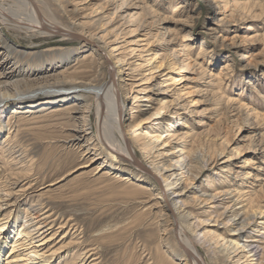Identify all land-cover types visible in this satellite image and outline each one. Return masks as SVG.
<instances>
[{
    "label": "rangeland",
    "instance_id": "obj_1",
    "mask_svg": "<svg viewBox=\"0 0 264 264\" xmlns=\"http://www.w3.org/2000/svg\"><path fill=\"white\" fill-rule=\"evenodd\" d=\"M4 1L6 6L12 3ZM38 4L61 25H79L93 34L106 28L102 33L106 32L107 40L130 66L132 84L141 85L135 90H146L139 101L124 102L125 106L132 103L129 122L139 134L133 142L138 159L143 164L160 159L167 141L170 145L164 148H183L192 156L191 187L198 191L196 195L206 197V193L210 198L219 191L221 194L209 199L207 212L184 197L187 205L181 211L193 214L189 219L195 227L194 237L202 240L198 251L206 264H236L226 246L232 239L231 247L247 238L259 239L256 230L264 228L259 217L241 236L231 235L234 220L226 226L233 213H240L238 221L247 216L250 198L264 210V0H38ZM108 12L114 23L106 19ZM92 46L86 39L30 35L0 25V52H8L26 75L22 86H34L36 76L28 73L42 70L55 91L23 99L9 96L6 101L10 109L2 116L1 139L10 135L8 140L21 149L24 160L15 167L5 149H0V184L9 189L15 181L17 190L27 189L6 209L18 217L6 249L12 246L30 204L41 200L53 213L56 227L65 225L53 249L68 259L89 252L100 264H184L173 217L156 195L155 179L119 156L97 173L104 158L91 162L92 155L85 154L75 140L78 123L73 104L95 102L93 95L79 96L78 90L108 81L105 55ZM175 50L181 52L178 60ZM152 57L153 62L148 63ZM164 58L162 70L151 79L153 65ZM169 76L175 79L167 80ZM182 76L187 77L183 82ZM157 81L164 82L163 90L154 89ZM58 90L71 97L45 104ZM148 95L155 100L143 101ZM16 102L25 105L16 109ZM29 102L36 103L34 108L26 107ZM139 107L146 108L135 111ZM142 120L146 123L139 127ZM89 123L96 136L95 106ZM171 123H175L171 130L192 128L194 133L187 139L171 136L164 132ZM157 135H162V140L150 143L148 136ZM220 151L224 155L212 162ZM198 154L209 160L203 169L193 160ZM228 158L233 166L224 179L219 177L225 173L222 166L230 163L221 161ZM244 159L248 165L243 164ZM111 168L112 173H106ZM239 171L244 173L242 177L237 176ZM232 186L236 193L224 195ZM238 253L247 254L243 248Z\"/></svg>",
    "mask_w": 264,
    "mask_h": 264
},
{
    "label": "bare ground",
    "instance_id": "obj_2",
    "mask_svg": "<svg viewBox=\"0 0 264 264\" xmlns=\"http://www.w3.org/2000/svg\"><path fill=\"white\" fill-rule=\"evenodd\" d=\"M3 1L4 0H0V25H7L12 29L23 31L26 34L30 35H58L64 40L69 39L71 33H75L76 35H78L77 39H86L90 41L95 48L99 49L100 52L105 55V59L108 63V81L100 86L85 85L81 87L82 89L78 90L80 91V93L78 94L79 96L88 97V94L93 95L95 102L92 104H84L83 100H78L79 102H75V104H73L74 107L72 108L75 112V121L76 123H78L74 137L75 140L78 141V144H80V148L82 147L84 149V153L92 155L90 158L91 162L96 161L100 156L104 158L96 168L97 173L103 171L106 167V164L109 163L110 160L115 161V159H117V156L126 159L129 162H132L134 157L138 158L137 151L134 147L133 142L134 140L139 139V134H135V131L137 129H134L131 122H129V120L133 118L130 110L132 109L130 107L132 103L130 102V104L125 106L124 102H127L129 99L133 98L135 99V101H139V99L141 98L140 94H144L146 90L141 88V90H135V87H139L140 83L137 84L135 83V81H133L135 84H132V75L129 72L131 70H129L130 66L128 67L127 62L122 59V57H119V53L116 52V47L113 46L112 42H109V40H107L106 32L105 34L102 33L106 28H104L100 32L93 34L89 33L87 30L86 32L85 30L81 29L79 25H61L55 19L45 15L38 4V0H11L12 3H8L9 6H6L7 4L5 5V1ZM106 19L109 20L110 23L113 22V18L111 17L110 13L107 14ZM181 47L180 49H178L181 50ZM177 51L178 50L173 51L176 60H178L177 55L180 54L181 56V52L178 53ZM7 53H4L2 51L0 52V149H5V152L8 153L13 165H15L16 167L17 165L22 164L24 160V155L22 154L21 149H16L17 147L15 148V146H13L11 140H8L11 138L10 135H7L3 140L1 139V136L3 134L2 132L4 130L1 121L2 116L10 109V104H6V101L8 100L9 96H11L12 98L15 97V99H23L26 96H36L38 92L53 94L55 91L51 90V88H53L54 86L53 83L49 81V76L45 75L47 72H41L42 70L37 73H28V76H36L33 79L37 82L34 86H30L28 88L23 87L22 80L26 75L21 73V71L17 67V62H14ZM153 58L154 57H152L149 62H147L152 63ZM165 59L166 58L162 59L161 63H156L155 65H153L152 68L154 71L152 72L151 79L154 78L155 73L162 70L161 68L166 62ZM184 77L182 76V78H180L182 82L187 79V77ZM168 79H171L172 81V79L175 78L169 76L167 77V80ZM163 84V81H159L158 84L154 85V89L160 91L163 90ZM74 88L76 87H73L72 89ZM134 92H137V94ZM52 96V100H48L44 103L46 104L51 101H57L58 98L68 99L71 97V94H63L58 90L56 92V95ZM153 99L154 98L152 95H148V97H146L143 101H152ZM23 105L25 104L22 102H16L15 108L19 109L23 107ZM35 105V102H29L26 107L34 108ZM93 106H95L97 112L98 131L96 136L92 135V132L89 130V113ZM144 108L146 107H139L135 111H142L144 110ZM16 109H14L13 112H17ZM28 111H30V109ZM141 123L142 124H140L139 127L145 124L146 121L142 120ZM173 127H175V123H171V125L168 127L169 130H166L164 132L169 131V134H171V136L178 135V137H181L183 139L191 137L194 133L192 128H185V130H171ZM162 135L150 137L148 136V138L150 139V143L156 144L157 142L161 141ZM218 139H221V137H218ZM168 142L169 141H167L163 146L164 150L159 153L160 159H153L151 161L144 162L147 169L146 173L151 175V177H153L157 182L158 187L156 195L161 198L164 206H166L173 217L175 225H173L175 227L173 231L176 237V241L180 249L183 251V254L185 255L184 264H206L204 258L198 251V243H200V241L202 240L201 238L196 239L197 237H194L196 233L195 227L193 222H190L189 219V217L193 216V214L189 210H187L185 213L181 211V208L187 205L183 198H189L191 202L199 203L202 205L201 208H205V205L208 203L209 199L211 200L213 198H217V194H221V191L217 192V194H211L210 198L206 193L203 194L206 197L196 195L198 191L191 187V179H193L190 176V172L192 171V156L190 157V154L186 151L183 152V148L180 150H177V147H171L170 149L164 148L170 145ZM223 143L227 145L228 141L225 139ZM170 154L172 156H170ZM223 155V151H220V153H218L216 157L212 159V162H217V160H219L218 157ZM204 158L206 157H204L202 154H198L197 156L193 157V160L201 165V169L205 168L209 163V160L207 161ZM227 162H229L230 164H225ZM243 162V164L245 165L249 164L248 159H244ZM221 163L225 164L222 166V172L225 173L221 174L219 177L228 179L226 172L232 169V158L222 160ZM111 170L114 169H108V172L106 173L111 174ZM143 172L145 173V171ZM260 173H256L255 175L258 176L260 175ZM243 174L244 173L242 171L237 172V176L239 177H242ZM124 177H126L124 179H129L130 175L129 177ZM224 179H221L220 182L224 181ZM139 183L140 181H138V185H140ZM1 185L2 184H0V264H100L101 261H98L97 258L92 257L93 255H90L89 252H81L78 255H73L74 257H72L71 259H68V256L60 255L58 254V251L56 249H53V245L56 238L58 237V233L61 232V228H64L65 225L62 224L56 227L57 222L53 218V213L50 212L49 208L45 209V206H43L44 203L41 200H38L37 202L33 201L34 203L30 204L25 215V221L19 227V229H17L15 238L12 242V246L7 250L6 248L8 247V241L11 239V233H13V230H16V227L18 225V217L11 214V212H6V209L7 207H9V205L12 204V201H16V197L24 195V191H26L27 189L17 190L18 186L15 181L10 184V187L7 184L9 189H5V186ZM19 191H21L22 194ZM235 191V188H233L232 186L224 191V195L234 194L236 193ZM250 201L251 204L247 210V212L249 213L243 220L238 221L242 218H238L240 213H233L232 217H229L226 226L234 220V228L232 229L233 233L231 235L241 236L245 227L250 226L252 224V220L257 219L258 217V219L261 218V221L259 223L262 224V226L264 225L263 205L259 202H256L255 204V200L251 198ZM204 210L205 212H207L206 208ZM211 218L212 217H210L208 220H210ZM215 221L218 222L217 220ZM256 231L260 232L257 234L259 236V239L257 237H251L249 239L247 238L241 242H237V247L236 245L231 247L230 245L232 244L233 240H235L232 239L229 245L226 246L225 250H227L229 255L234 254V256L232 257L233 262H235L236 264H261V262H263L264 228H259ZM209 246H211V244ZM240 248H243V251H246L247 254H237V251ZM5 250L7 251L5 252ZM93 251L91 253H93Z\"/></svg>",
    "mask_w": 264,
    "mask_h": 264
},
{
    "label": "water",
    "instance_id": "obj_3",
    "mask_svg": "<svg viewBox=\"0 0 264 264\" xmlns=\"http://www.w3.org/2000/svg\"><path fill=\"white\" fill-rule=\"evenodd\" d=\"M70 37H72V38H78V35H76L75 33H71L70 34ZM131 163L134 164L137 168H139V169L147 172V169H146L145 164H143L142 161H140L137 157H134Z\"/></svg>",
    "mask_w": 264,
    "mask_h": 264
}]
</instances>
